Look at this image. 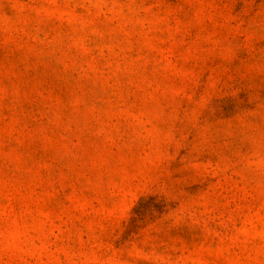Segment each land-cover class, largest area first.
Masks as SVG:
<instances>
[{"label": "rangeland", "instance_id": "rangeland-1", "mask_svg": "<svg viewBox=\"0 0 264 264\" xmlns=\"http://www.w3.org/2000/svg\"><path fill=\"white\" fill-rule=\"evenodd\" d=\"M0 264H264V0H0Z\"/></svg>", "mask_w": 264, "mask_h": 264}]
</instances>
